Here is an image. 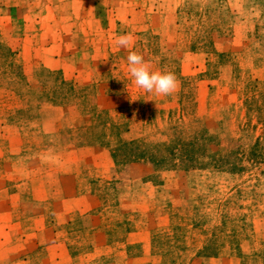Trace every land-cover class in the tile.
<instances>
[{
    "label": "rangeland",
    "instance_id": "obj_1",
    "mask_svg": "<svg viewBox=\"0 0 264 264\" xmlns=\"http://www.w3.org/2000/svg\"><path fill=\"white\" fill-rule=\"evenodd\" d=\"M14 17L21 61L6 50L22 46ZM0 32V75L52 99L35 75L46 42L91 59L84 76L53 70L77 88L63 105L0 79V264H264V0H0ZM132 51L173 73L175 92L136 87ZM98 114L121 129L96 137ZM194 137L190 165L177 151L165 165L113 156L122 140Z\"/></svg>",
    "mask_w": 264,
    "mask_h": 264
},
{
    "label": "trees",
    "instance_id": "obj_2",
    "mask_svg": "<svg viewBox=\"0 0 264 264\" xmlns=\"http://www.w3.org/2000/svg\"><path fill=\"white\" fill-rule=\"evenodd\" d=\"M4 40L1 38L0 39V46H2L4 49L7 47L5 46ZM8 50L9 54V59L11 57L16 58V54L18 53V50H11L10 48L6 49ZM5 74V77H2L0 75V79H5L6 77L8 79H11L12 83H17V84H23V92L26 90L28 87H31L29 83H27L24 79V76L22 73L20 74H12L10 75L9 73H2ZM60 72H55L43 65H41L40 69L35 73V75L39 78L38 83L41 88H46L49 91H52V94H55L58 92L57 97L54 99L53 96H51L49 93H43L41 95L38 93L37 88H30V93L33 95H37L38 97L44 96L47 100L45 102H40V105H44L47 103L53 104V105H63L65 103H70L74 98H77L78 96L76 95L77 88L71 86V83L68 81H65L63 77H59L58 75ZM54 78V79H53ZM52 79L55 82L60 81L62 87L59 88V90L55 87H43L47 85L46 83ZM14 91L13 88H10ZM20 92V93H21ZM41 95V96H40ZM85 96V95H83ZM61 98V99H58ZM105 116H107L105 114ZM110 126V129L112 130H117L121 129L122 125L117 124L116 122L113 121L112 118L110 117H102V115L98 114L95 118V123L91 125L88 129L91 130L92 134L95 135L96 137H101L104 136L105 130L108 128L107 126ZM103 127V128H99ZM99 130H95L98 129ZM210 140L207 138V141ZM199 138L194 137V139L191 140H183L180 138H177L173 140L169 144L163 143L162 147L161 145H154V146H148L145 144H142L140 141H120L119 145L113 149V156L115 159H117L118 155L124 151V155L126 156L124 161H128L131 159H137V158H149L155 165H165L167 163L168 158L167 155L165 154L166 152H169L171 154L176 155V151L180 152L177 153V155L181 157H185L186 159L189 160V165L197 162L200 159V153L203 150V144H200ZM160 155V156H159ZM223 159H219V162H221ZM122 161L117 160V163H121ZM218 165V164H217ZM219 166V165H218Z\"/></svg>",
    "mask_w": 264,
    "mask_h": 264
},
{
    "label": "crops",
    "instance_id": "obj_3",
    "mask_svg": "<svg viewBox=\"0 0 264 264\" xmlns=\"http://www.w3.org/2000/svg\"><path fill=\"white\" fill-rule=\"evenodd\" d=\"M11 9L12 11L15 10L14 7ZM11 24H12V34L19 36L22 40V44H21L22 46L20 47V49L18 50V53L16 54V59L21 61L24 58V53H26V50L28 48L26 44L29 42L28 34L23 32L24 27L25 25H27V23L25 21V18L16 19L14 17V19H12ZM53 24L56 25V23H53ZM46 43L50 46L42 47L41 59H42V63L47 68L52 69V70H61L65 76L75 75L76 77H79V76H84L90 73V69H91L90 57L81 59L79 57L76 58V57L65 56L63 54V49L61 46L64 43V41L62 40L60 41V43H58V41L56 42V40L47 41ZM75 196L76 195H74L73 193V198L69 200L64 199L65 203L70 202L71 205L74 204L72 207H67L65 209V212L67 211L69 213L75 212V209H76L75 204L77 205V202L80 201V198H79L80 196L77 198ZM45 198H48V197L45 196L41 200H46Z\"/></svg>",
    "mask_w": 264,
    "mask_h": 264
},
{
    "label": "clouds",
    "instance_id": "obj_4",
    "mask_svg": "<svg viewBox=\"0 0 264 264\" xmlns=\"http://www.w3.org/2000/svg\"><path fill=\"white\" fill-rule=\"evenodd\" d=\"M132 43L133 37L131 34L121 35L116 40L117 46L121 48H130ZM127 62L128 72L133 84L147 93H155L157 96H169L177 89L178 82L173 73L151 71L143 56L137 52H130L127 56Z\"/></svg>",
    "mask_w": 264,
    "mask_h": 264
}]
</instances>
